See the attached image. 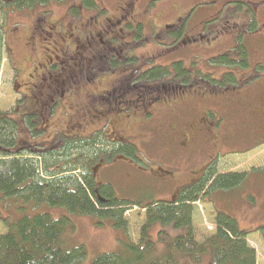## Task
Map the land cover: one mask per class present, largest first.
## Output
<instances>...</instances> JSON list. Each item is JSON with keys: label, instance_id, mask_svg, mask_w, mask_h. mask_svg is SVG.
I'll list each match as a JSON object with an SVG mask.
<instances>
[{"label": "rangeland", "instance_id": "rangeland-1", "mask_svg": "<svg viewBox=\"0 0 264 264\" xmlns=\"http://www.w3.org/2000/svg\"><path fill=\"white\" fill-rule=\"evenodd\" d=\"M96 1L108 9L105 15L116 14L119 11V5H126L130 14L128 0ZM144 1L132 0L136 6L131 9L133 10L131 14L139 19L138 21H142L143 27H137L133 22L128 26L132 40L139 42L131 51L138 56V59L130 63L121 60L113 63V66H110L112 63L101 62L109 69L101 71L104 67L100 64L96 65L93 69L96 71L88 75L94 76L91 78L92 81L89 77L87 81L82 76L85 75L82 70L89 68V64L93 65L92 55L99 57V54H106V51L104 52L101 48V41L96 38L95 43L83 40L86 32L93 33V25L96 24V17L91 14L90 10L84 9L81 16L73 13L76 9L72 10L62 20L67 3L61 2L52 5L53 9L47 6L46 11L44 7H34L32 11L26 10L27 13L22 15L23 18H20V21L14 22L15 19H12L14 23L7 40L10 44L9 48L12 49L10 55L17 62L19 70L13 67L10 56L4 50L0 69V110L12 112L16 109L17 103L19 107L26 103L28 104L27 109L36 108L48 95L54 96L57 91L51 83L52 86H45L43 92L40 91L39 95L37 93L38 96L33 95L32 91L24 98L17 91L16 82L20 84L28 82V74L32 76L36 74L35 68L38 69L37 71H42L45 66L52 69L49 58L61 60V54L64 53L63 57L69 59L74 49L72 47L71 50H67L69 46L66 45L70 43L67 38L68 34L73 33V38H78L79 35L80 44L84 46V49L78 60V72L83 79H78L76 82L78 96H71L72 100L65 104L66 106L70 104V106L64 107L63 102L67 101V98H62V104L58 107V113L55 114L56 118L53 120V123H56L55 130L68 128V125H71L70 119H73L71 120L73 123L78 115V124L85 134L105 125V122L108 123L107 129H110L111 136L123 131L126 135L111 138L127 139L134 146L132 148L135 158L122 157V155L117 157V155L104 161L101 166L102 170L99 172L100 181L112 183L118 197L136 204L131 203L124 206L123 219L126 222L124 230L112 226L106 220L100 219L101 223H97L96 218L92 216L77 215L67 211L62 213L63 215L68 214L71 220V228L66 234L68 247L84 245L86 256L80 264H89L101 252L119 251L123 240L135 244L141 243L142 229L146 220L144 206L156 200L171 199L176 196L179 188L199 176L207 164V170L212 164L210 167L214 168L217 173H246L247 183L244 182L240 187L230 191L217 189L204 196L202 194L197 201L192 203V226L196 239L202 241L206 235L215 231L216 211L219 209L227 211L238 220L242 229L249 231L245 237L246 242L255 251L256 264H264V106L262 107L264 73L261 72V79L252 83L253 80H250L252 75H247V69L242 70V73L244 72L241 77L242 82H251L252 84L247 86L250 85L253 88L250 90L246 85L242 86L243 90H246V93L243 92L245 96H241L242 93L233 94L224 87H221V90L217 89L216 94L212 96L210 85L206 83L208 80L200 78V75L203 77L204 74L211 75L212 73L216 79L219 78L218 75L223 68L215 67L211 57H217L223 52L222 49L225 46L212 38L210 43L216 42L213 46L215 52H209L196 43H191V47L184 44L180 48L177 47L178 42L174 43L172 39L182 34H180L182 27L175 28L172 34L165 33L167 26H172L183 14H186L184 16L186 18L182 26L184 30L187 28L183 36L184 40H191L194 37L192 35L196 34L194 31H199L200 27L202 29L205 18L210 20L218 18L212 22L213 25H206V31H214L221 35L233 32L239 28L236 22L239 20L240 23L245 22L249 17L237 10L233 4L230 5L234 0H151L147 10L149 12L144 9ZM253 1L251 6L259 21L257 31L262 33L264 32V0ZM194 4L197 7L191 11ZM145 6L147 7V4ZM166 7L168 10L162 13L161 11ZM21 12L18 11L17 15ZM187 14H189L188 17ZM101 17L104 24L110 22L109 18L114 19L112 16ZM50 18L53 21L57 19V23L56 27L51 30L52 36H47L44 31L50 29L48 24L53 22L49 21ZM230 19L235 20L230 23ZM68 20L72 26L68 22L61 25L63 21ZM165 26V30H161ZM111 29L117 32L116 27ZM237 30L232 36L226 35V41L238 44V38H234L238 35ZM196 36L203 37V33ZM205 37L209 38L207 34ZM253 43H258L253 48L260 51L256 53L257 50L253 49V53H249L252 66L257 59L264 58V40L261 37L256 38L254 42H249V45L252 47ZM205 45L210 47L208 44ZM67 54L69 56H66ZM46 58H48L47 62H45ZM176 61L183 62L184 67L190 72L189 81L193 82V77L196 79L193 84L191 83L192 87L171 90L162 86L161 91H155L156 87H151L149 82H159L162 85L163 81H140L133 88L131 84H127L131 82L136 70L146 71L145 69L157 65H168L169 67L172 66L169 63ZM171 71L172 74L173 70ZM170 82L176 85L178 81ZM29 87L20 85L19 89L27 93L30 91ZM112 88L114 90H110ZM104 90L108 91L106 95L110 94L108 98L120 97L119 102L116 105L114 100H110L108 107L98 105V108L102 109L105 114L90 111L93 107H89V104L92 102H89L85 95ZM155 92H158L159 96L153 99ZM207 95L211 96L207 98ZM73 103L78 107L71 105ZM94 103L99 104L100 102ZM43 112L44 109L39 110V114ZM42 120L43 117L40 119L41 125ZM52 131L53 129L50 128L47 133L51 134ZM192 131L202 133L200 140L192 141L193 144H190L187 141V134ZM221 133V138L217 142L211 140L213 136L220 137ZM44 136L39 138L43 139ZM205 137L209 138L210 145ZM35 158L38 159V157ZM212 159H214L213 162H211ZM78 172L75 173L79 174ZM19 204L21 202L16 198L0 201V234L7 231L2 217L16 218L19 209L16 210L13 206ZM50 211L55 215L52 209ZM158 229V226L154 225L149 232L155 241L156 250L159 251L163 243L158 242ZM168 230L170 231V228Z\"/></svg>", "mask_w": 264, "mask_h": 264}, {"label": "trees", "instance_id": "trees-1", "mask_svg": "<svg viewBox=\"0 0 264 264\" xmlns=\"http://www.w3.org/2000/svg\"><path fill=\"white\" fill-rule=\"evenodd\" d=\"M150 1H144L146 12H149L147 10ZM61 2L67 3L66 8L68 9L71 7L72 10L76 9V12L73 13H78L81 16L83 10L87 9L96 17V24L93 25V38L89 37V39L84 38L83 40H87L89 43H95V38L100 40L101 48L104 49V52L106 51V54H99V57L98 55L91 56L93 65L89 64V68L82 70L85 73L82 76L87 81L94 77L88 75L96 71L93 70L96 65H102L104 68L101 71H105L104 69L109 68L104 63H112L110 66H113V63L121 60L130 63V61L138 59V56L131 51L139 42L132 40L128 26L133 22L137 27H143V23L131 14L133 11L131 9L136 6L132 0H128L130 14L126 5H119V11L114 15H105L108 13V9L106 6L102 7L101 3L96 0H0V69L5 50L10 56L13 67L17 71L19 70L17 62L10 55L12 49L9 48L10 44L7 40L13 23L20 21V18H23L22 15L27 13L26 10L32 11L35 9L34 7H44L45 10L47 6L52 8V5ZM253 2V0H234L230 4L249 17L245 18V22L240 23V20L236 22L239 24V28L235 29L238 31V35H235L234 38H238V44L225 39L226 35L235 34V30L221 35L214 31H206V25H213L212 22L218 18L203 19L202 29L200 27L199 31H194L196 34L192 35L194 37L191 40L183 38L187 32V28L184 30L182 26L186 14L179 17L172 26H167L166 30V26L161 28L169 35L174 33L175 28L182 27L180 32L182 34L172 39L174 43L178 42L177 47L180 48L184 44L191 47L193 43H196L209 52H215L213 46L216 42L211 44L212 38L225 46L222 49L223 52L219 53L217 57H211L215 67L223 68L218 75L219 78L216 79L212 73L211 75L204 74L203 77L200 75V78L208 80L206 83L210 85L212 96L216 94L217 89L221 90V87L230 92L231 89L236 88L242 93L241 96H245L246 94L243 92L246 93V90H243L242 86H247L251 82H242L241 77L244 74L242 70L244 69L248 70L247 75H252L250 79L253 80L252 83L261 79L260 74L264 65L256 60L252 66L249 54L253 53V49L256 51L257 49L253 47L258 45V43H253L251 47L249 42H254L256 38L260 37L264 40V32L257 31L259 21L251 6ZM196 7V4L192 8L190 7L191 11H194ZM167 10L168 7L161 12ZM18 11L22 12L17 15ZM101 16L106 18L112 16L114 19L109 18L110 22L104 24ZM234 20L230 19V23ZM151 26H153L152 22ZM114 27L117 28V32H113L111 29ZM123 31L126 32L123 33ZM120 33L123 34L120 35ZM202 33L203 37L196 36ZM206 34L208 39L205 37ZM126 37L129 38L124 39ZM201 41L203 43H200ZM68 44L66 46H69ZM205 44L212 48H208ZM70 46H73L71 42ZM258 51L260 50H257L256 53ZM64 55L61 54V60L65 59ZM68 63L71 64L73 61H68ZM169 64L172 66L157 65L145 69L146 71L136 70L134 76L132 75L131 82L127 84H131L133 88L140 81H163L162 85L159 82H149L151 87H156L155 91H161L162 86L171 90L192 87L196 79L193 77V82L189 81L191 75L184 67L183 62L176 61ZM57 67L55 65L51 71H55ZM45 68L39 72L48 73ZM37 70L35 68V71ZM171 70H173L172 74ZM239 71L241 72L238 73ZM198 73L201 74V72ZM82 76L78 72V79H83ZM175 80L178 81L177 84H171L170 81ZM47 85L52 86L51 82L45 83V86ZM199 85L203 87L201 83ZM45 86L43 87L41 83L35 87L33 95L38 96L40 91H44ZM247 88L253 89L250 85ZM62 95L57 98L58 103L62 101ZM48 96L36 108L27 109L28 104L23 103L24 109L17 103L16 109L12 112L0 110V201L16 198L21 202V204L13 206L16 210L19 209L16 218L8 217L7 219L1 216L7 231L0 234V264H80L86 256L84 245L68 247L66 234L71 228V220L68 214L63 215L62 213L67 211L72 214L92 216L96 218L97 223H101L100 219L106 220L112 226L124 230L126 228V222L123 219L124 206L135 204V202L118 197L112 183L101 182V174H99L103 162L117 155V157L122 155V157L135 158L134 146L127 139L111 138L126 134L120 131L115 136H111L110 129H107V122L85 134L83 128H80V124L77 126L69 121L71 125L61 130L63 134L56 132L55 137H48L40 124V119L44 115H48L49 112L47 107L50 95ZM154 96L158 97V92H155ZM209 96L211 95L206 97ZM24 98H26L25 95ZM89 107H93V103ZM40 109H44V115L39 114ZM97 109L95 107V110ZM91 111H94V108ZM101 113L105 114L103 110ZM49 124L54 126L53 118ZM76 128H78V135ZM41 136H44L43 139L39 138ZM172 141L174 140L172 139ZM210 166L209 170L206 169L200 177L195 178L188 185L181 186L176 196L171 199L156 200L144 206L146 220L142 229L141 243L135 244L123 240L122 248L119 251L101 252L89 264H204L205 259H207L205 264H256L255 251L248 246L245 239L249 231L242 229L238 220L227 211L220 209L216 211L215 231L206 235L202 241L196 239V233L192 226V203L197 201L202 194L204 196L217 189L230 191L246 182V173H217ZM50 209L54 211L55 215L51 213ZM154 225L159 228L157 230L158 242L163 243V247L159 251L156 250L155 241L149 232Z\"/></svg>", "mask_w": 264, "mask_h": 264}, {"label": "flooded vegetation", "instance_id": "flooded-vegetation-1", "mask_svg": "<svg viewBox=\"0 0 264 264\" xmlns=\"http://www.w3.org/2000/svg\"><path fill=\"white\" fill-rule=\"evenodd\" d=\"M65 9H66V11H65V14L62 17V20L65 19L66 16L69 15L70 11H72V7L69 8V9L65 7ZM45 11H46V9H45ZM49 21H53V19L50 18ZM67 22H68V24L70 26H72V24L70 23L69 20L68 21H63L62 25H64ZM56 23H57V21H53V22L48 24L49 25L48 28H50V29H48V31L45 29V31H44L47 34V36H52V31L51 30H52L53 27L54 28L56 27ZM60 35L62 37V33H60ZM72 36H73V33L68 34L67 38L71 42V44H73V46H70V43H69L68 44L69 47L67 46L68 47L67 50H71V48L73 47V49H74V51H73L74 55L73 56L70 55L71 57H69V59L67 61L65 59L57 60L55 58L54 59L53 58L52 59L49 58V60L51 62V65H50L51 67L54 68L55 65L58 66L55 71H51V69H49L47 67L48 69L45 68L47 70V72H48L46 74L44 72L36 71V74L34 76H32L31 74H28V82H22L21 84L16 82L17 83L16 84L17 91L20 92L23 96L24 95L27 96V94L32 92L33 89H35V87H38L41 83H42L43 87L45 86V83L48 84V82H51V83L55 84V90L57 92H55L54 96H50L49 104H48V107H47L51 113H49L48 115H44L43 116V120H42V122H43V124H42L43 130H44V132L46 134H48V137H50V136H54L55 137V133L56 132H59V133L63 134V131L55 130L54 126H56V125L54 123H53L54 126L49 124L51 118H53V120L56 118L55 114L58 113V107L60 106V104H62V102H60V103L57 102L58 101L57 98L59 97V95L63 94L62 96L67 98V101L63 102L64 107L70 106V104L67 105V106L65 104L68 103L70 100H72L71 96H78V86L76 85V82H78V60H79V58L81 57V55L83 53L84 46H82L80 44V36H78V38H73ZM89 37L93 38V33L92 32H86V35H85L84 38L89 39ZM78 48H79V50H78ZM77 55H79V56H77ZM47 60H48V58H46L45 62H47ZM53 60H55V61H53ZM68 61H73V63L70 64V63H68ZM52 72H54V73H52ZM35 79L38 81V83H36ZM91 81H92V79H91ZM36 84H38V85H36ZM20 85L26 86V87L30 86L29 87L30 91H28L26 93L25 91L20 90L19 89ZM110 90H114V88H112ZM107 93H108V91L106 92V90L99 91V92H93V93H89V94L85 95V98H87L89 100V102H92V103L100 102L99 104L94 103L93 108H94L95 112L97 111L98 113H101L102 109L98 108V105L102 104V105H105V106L108 107V103H109L110 100L119 101V98H120V97L117 98V99L113 98V97L108 98L110 94L106 95ZM231 93L239 94L240 92L236 88H234V89H231ZM153 99H156V97L154 96ZM224 104H226L225 101H224ZM71 105L78 107V105H76L74 103L71 104ZM109 106H110V104H109ZM263 106H264V103L262 104V107ZM95 107H97L98 109L95 110ZM75 118H76V121H74L73 124H77V126H78V115ZM71 120H73V119H70V121ZM50 128L53 129L51 134L47 133V130L50 129ZM75 130H76L77 135H78V128H76ZM201 133L202 132H200V131H192V132H190V134H187V137H188L187 141H189L190 144H193V143H191L192 141H196L198 139L200 140ZM68 135H70L69 132H68ZM221 135H222V133L220 134V137L218 135L213 136V137H211V140L213 139V141L217 142L221 138ZM206 141L209 142L208 144L210 145L209 138H206Z\"/></svg>", "mask_w": 264, "mask_h": 264}, {"label": "crops", "instance_id": "crops-1", "mask_svg": "<svg viewBox=\"0 0 264 264\" xmlns=\"http://www.w3.org/2000/svg\"><path fill=\"white\" fill-rule=\"evenodd\" d=\"M261 55H263V54H261ZM257 61H260L263 65H264V58L262 59H257ZM262 73H264V68L262 69V71H261Z\"/></svg>", "mask_w": 264, "mask_h": 264}]
</instances>
